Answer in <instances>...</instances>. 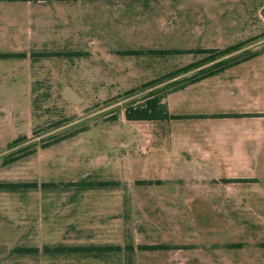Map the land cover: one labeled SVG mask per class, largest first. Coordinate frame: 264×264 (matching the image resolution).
<instances>
[{"label": "rangeland", "instance_id": "374dc122", "mask_svg": "<svg viewBox=\"0 0 264 264\" xmlns=\"http://www.w3.org/2000/svg\"><path fill=\"white\" fill-rule=\"evenodd\" d=\"M25 6L0 3V54L11 53L19 33L29 29L63 32L49 48L84 56L32 65L31 97L12 70L16 60L0 59V184L91 182L0 190V264H264L254 253L264 242V228L256 223L261 218L232 215L234 209L264 210L260 197L247 200L242 191L219 182H138L151 174L135 151L150 131L125 125L124 118L126 107L200 79L221 60L263 52L264 0H96L56 10L57 17ZM244 42L230 56L166 78L207 56L188 52ZM140 50L170 54L118 55ZM262 60L251 64L263 67ZM67 89L80 98L78 105L66 100ZM84 128L74 138L56 141ZM21 137L19 145L8 146ZM44 145L53 146L44 150L43 161L29 155L9 163L25 149L39 152ZM133 152L136 158H121ZM57 154L75 160L52 161ZM112 181L118 183L97 186ZM81 246L120 251L54 252Z\"/></svg>", "mask_w": 264, "mask_h": 264}, {"label": "crops", "instance_id": "0c3cea01", "mask_svg": "<svg viewBox=\"0 0 264 264\" xmlns=\"http://www.w3.org/2000/svg\"><path fill=\"white\" fill-rule=\"evenodd\" d=\"M15 3H23V5H27L26 8H31L30 10L45 8L49 10L47 15L57 17L58 11L56 10L81 3V1ZM29 14L34 16L35 11H31ZM72 15L74 16V14ZM1 26L0 23V32ZM13 32L17 34L15 29ZM61 37H64L63 32H43L41 30L34 34V31L25 29L19 33V40H17L19 44L15 45V48L10 51L11 53H6L25 55L24 58L15 57L11 59L16 60L17 64L13 66L12 70L19 76L21 86L28 93L31 92L36 79L32 65L39 64L42 59L47 58L34 57L33 54L39 56L41 54L61 53L49 48V42H57L63 39ZM54 46L56 43L52 44V47ZM259 58H263L264 64V53H261L213 76L200 78L188 83L180 90L166 94L162 102L166 105L168 114L179 119L166 121L125 120V125L129 122L150 131V135L143 137L142 145L135 148V151L141 155L140 159H143L152 175H147L148 178H141L137 180L138 182L163 183L174 180L198 181L199 183L219 182V185L221 184L225 188L232 186L229 189L234 193L242 191L246 194L245 196H248L245 197L247 200H249V196L257 195L264 202V65L260 67L251 64ZM156 137L158 139H155ZM52 146L32 153L31 159L43 161L44 150ZM124 148L126 150V147ZM126 154L127 157L136 158L134 152L124 153L121 158H125ZM51 160L64 162L75 159L72 156L65 159L64 155L57 154L52 156ZM84 182L91 181L79 180L76 182L70 180L35 183L38 185H71ZM99 183L116 184L118 182ZM236 184L245 186L237 190L233 187ZM232 215L257 216L261 218L256 222L257 225L264 228V210L255 212L251 208L234 209ZM233 245L236 246V244ZM237 245L238 247L233 248L241 247L240 244ZM255 247L260 250L254 252L256 256L258 258L264 257V242ZM67 255L95 256V254L78 253H67Z\"/></svg>", "mask_w": 264, "mask_h": 264}, {"label": "trees", "instance_id": "16d2710c", "mask_svg": "<svg viewBox=\"0 0 264 264\" xmlns=\"http://www.w3.org/2000/svg\"><path fill=\"white\" fill-rule=\"evenodd\" d=\"M50 1H58V2H93L96 0H0V2H7V3H15V2H24V3H35V2H50ZM116 1H122V0H116ZM134 1H141L143 3H149V2H153V1H162V0H134ZM168 1H175V0H168ZM245 45L244 43H238L235 44L233 46H229L223 50H218V51H211V50H199L196 52H188V53H198V54H204L207 55L205 56L202 60L189 64L188 66H185L183 68L177 69L173 72H171L170 74H168L166 76L167 79H173L176 78L177 76H179L182 73H186L190 70L193 69H197L202 65L211 63L216 61L219 58H223V57H227L230 56L236 52H238L239 50H241V48ZM172 53V52H171ZM179 53V52H177ZM261 53H264L261 52ZM261 53H247V52H243L242 54H240L239 56H233L231 58H229L228 60H221L219 62L216 63V65L214 66V71L209 72L208 75L204 76V77H208V76H213L218 72H221L223 70H225L228 67H231L233 65H237L239 63H242L244 61H247L253 57L258 56ZM145 54H150V55H154V56H158V55H169L170 52L168 51H122V52H118L119 56H123V57H137V56H144ZM34 57H82L84 56V54L80 53V52H73L70 54H63V53H54V54H41L39 56H37V54H33ZM24 58L25 55L24 54H2L0 55L1 59H8V58ZM203 78V77H202ZM199 80V79H197ZM197 80H193V81H188L187 83L179 86V87H175V88H171L169 90V92H174L177 90H180L182 88L185 87V85H187L188 83L197 81ZM169 92H166L164 95L162 96H156L154 94H151L149 96H147L146 98H144L142 101L143 103L140 105H131L125 108L124 111V118L126 121H166V120H171V119H179V118H175L172 117L168 114L166 105L162 102L163 98L165 97L166 94H168ZM86 131V129H81L78 132L75 133H71L67 136H65L64 138H61L59 140L56 141H63L65 139L71 138L75 135H77L78 133L84 132ZM24 140L23 137L21 138H17L15 140H13L11 143L8 144L9 147H15L17 145H19L22 141ZM54 143H58V142H54ZM49 146V145H48ZM47 145H44L42 148H46L48 147ZM25 153L22 154V156L20 157H16V158H12L9 163H12L14 161L19 160L22 157L25 156H29L32 153H34V151H30L25 149L24 150ZM6 164H8V162L5 161ZM140 183H146V184H159L160 182H140ZM108 185H112L111 183H98L97 186L99 187H103V186H108ZM56 184H41L40 187H55ZM38 187V184L33 183V184H0V190H4V191H15L17 189H35ZM233 247H238L235 245H231V248ZM47 251H49L48 249H46ZM104 251H120L119 248H56L54 249V252H58V253H78V254H98Z\"/></svg>", "mask_w": 264, "mask_h": 264}, {"label": "water", "instance_id": "95a60500", "mask_svg": "<svg viewBox=\"0 0 264 264\" xmlns=\"http://www.w3.org/2000/svg\"><path fill=\"white\" fill-rule=\"evenodd\" d=\"M64 97L73 105H78L81 102L80 98L70 89L66 90Z\"/></svg>", "mask_w": 264, "mask_h": 264}]
</instances>
